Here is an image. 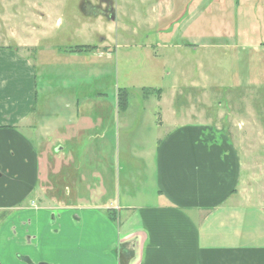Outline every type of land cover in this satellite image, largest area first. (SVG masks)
<instances>
[{
	"label": "crops",
	"instance_id": "crops-1",
	"mask_svg": "<svg viewBox=\"0 0 264 264\" xmlns=\"http://www.w3.org/2000/svg\"><path fill=\"white\" fill-rule=\"evenodd\" d=\"M36 64L0 47V264H264V187L225 127L180 115L176 89L133 182L116 149L129 104L47 93Z\"/></svg>",
	"mask_w": 264,
	"mask_h": 264
},
{
	"label": "rangeland",
	"instance_id": "rangeland-1",
	"mask_svg": "<svg viewBox=\"0 0 264 264\" xmlns=\"http://www.w3.org/2000/svg\"><path fill=\"white\" fill-rule=\"evenodd\" d=\"M80 44L98 50L70 52ZM5 46L34 57L39 79L51 75L47 93L56 83L118 103V90H128L116 149L133 182L134 151L151 147L156 118L179 89L177 112L193 105L194 122L225 127L264 187V0H0ZM144 88L163 90L162 100ZM0 259L11 262L8 248Z\"/></svg>",
	"mask_w": 264,
	"mask_h": 264
},
{
	"label": "trees",
	"instance_id": "trees-1",
	"mask_svg": "<svg viewBox=\"0 0 264 264\" xmlns=\"http://www.w3.org/2000/svg\"><path fill=\"white\" fill-rule=\"evenodd\" d=\"M95 48H96L95 45L80 44V45H77L76 49L72 50V51H89V50H93ZM150 92H151V90H148V89L144 88V95L146 97H148ZM118 103H119L120 109L122 111H125L127 109L128 104H129V92H128L127 89L120 88L118 90Z\"/></svg>",
	"mask_w": 264,
	"mask_h": 264
}]
</instances>
